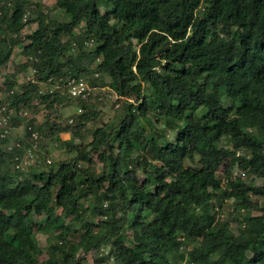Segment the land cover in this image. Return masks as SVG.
<instances>
[{
	"label": "trees",
	"instance_id": "obj_1",
	"mask_svg": "<svg viewBox=\"0 0 264 264\" xmlns=\"http://www.w3.org/2000/svg\"><path fill=\"white\" fill-rule=\"evenodd\" d=\"M106 1L102 12L98 0H57L62 22L38 4L31 11L30 0H0V71L16 48L37 70L21 86L7 79L0 104L37 100L50 113L69 98L66 81L89 74L131 99L57 168H17L22 152L0 136V264H39L37 233L51 230L61 233L40 264H86L81 252L106 248L113 264H264L260 219L242 214L235 233L221 212L226 201L242 212L264 199V184L242 174L264 180V0ZM55 83L52 93L42 88ZM81 105L75 126L32 125L40 136H78L100 115ZM149 117L162 124V144L141 124ZM92 153L100 173L81 165L94 164Z\"/></svg>",
	"mask_w": 264,
	"mask_h": 264
},
{
	"label": "rangeland",
	"instance_id": "obj_2",
	"mask_svg": "<svg viewBox=\"0 0 264 264\" xmlns=\"http://www.w3.org/2000/svg\"><path fill=\"white\" fill-rule=\"evenodd\" d=\"M57 0H30V9L36 10L37 4L41 6L43 10L47 12L50 19L57 20V21H69V19L65 16V14L56 7ZM100 9L102 12H106L111 7L107 3L106 0H98ZM33 13V12H32ZM29 17L33 15L30 13L28 14ZM37 28V24H30L23 32L22 36L31 33ZM75 34L78 36H82L83 30L82 28H78L75 31ZM27 63V56L23 52V48H16L14 54L10 62L0 71V102L4 101L7 98V92L5 91V82L7 79L15 80L18 84L24 85L25 80L28 76L32 73V68L28 66V68H24V64ZM90 77L96 78V87H94V92L92 96L83 101L84 104L93 110L94 112L99 113V117L92 121L88 127L79 133L78 136H74V134L70 132H63L57 135H50L47 133L41 134L39 149L33 153L34 160H36L35 164L39 166L47 165V161L50 160L52 163V167L57 168V164L63 161H69L73 159L77 152H73L70 148L74 146H85L86 144L90 143L93 138V133L97 128L104 126L113 121H118L117 119L121 117L123 114V110L127 100L131 99H121L118 97L113 90L110 88L111 79L107 76L100 75L98 78L96 76H89L85 77L86 80L90 83ZM49 85H43V89H47ZM50 88V87H49ZM35 102V101H34ZM228 105L227 102H225ZM30 111L34 116L35 125L40 127L48 120L50 122H55V124H60L62 127H66L70 124V121L73 120V125L77 124L78 116L83 112V108L81 105V100L77 99H67L63 105L56 107V109L52 110V112L48 113L49 108L42 107L39 108L37 106L31 105ZM18 123L13 131L12 137L10 138L11 144L16 143L18 141L23 142L24 147L26 148V136H25V129H24V122H20L19 120L16 122ZM142 126L147 130L148 137H155L159 143H163V131H162V124L158 123L155 118L149 117L147 119L141 120ZM174 135L172 133H168L166 138L172 139ZM65 142V143H64ZM70 142V143H69ZM69 143V144H68ZM139 154V153H138ZM137 153L135 156L138 155ZM92 157L94 159V164L89 165L85 162L81 163L82 167L85 169H89L95 173H100L103 170V165L98 161V154L92 153ZM31 159V158H29ZM27 160L24 159L22 162V168L27 169L26 162ZM32 163V160H31ZM41 163V164H40ZM30 165V164H29ZM28 165V166H29ZM51 167L44 168L45 170H49ZM23 169V170H24ZM28 170V169H27ZM240 174V171H237ZM244 178L247 182H251L256 186H261L264 184V180L254 178L249 174L242 173ZM218 177L222 178V172L218 173ZM258 205L250 210L246 211H236L235 208V201L230 200L226 201L223 205H221V212H222V220L223 222H229L231 224V230L237 233L238 222L235 221L236 218H240L242 214H250L254 217L259 218L258 221L259 225L264 224V199L253 198ZM61 210H57L56 214H61ZM44 217L36 218V220L41 221ZM69 219H66L64 224L69 225ZM75 228H81L80 225H76ZM61 233V230H51L46 235H42L37 233V240L38 245L41 250L39 257V264L42 263L44 260L50 257V250L52 243L57 242L56 235ZM131 233H129L130 235ZM128 244L132 246V241H128ZM109 249H104L99 253H89L84 254L81 252L79 255L84 258L86 264H94L96 260L100 258H105L108 255ZM106 262V263H105ZM104 264H113L111 259L105 258Z\"/></svg>",
	"mask_w": 264,
	"mask_h": 264
},
{
	"label": "built area",
	"instance_id": "obj_3",
	"mask_svg": "<svg viewBox=\"0 0 264 264\" xmlns=\"http://www.w3.org/2000/svg\"><path fill=\"white\" fill-rule=\"evenodd\" d=\"M84 45L87 48L94 47L93 41H86ZM36 73L37 70L32 69L31 75L28 76L25 80L26 83L32 80L35 81ZM49 87L47 89L49 90V92L52 93L58 88V84H50ZM65 87L67 89V95L69 96V98L81 101L88 100L94 92V87H92L84 77L69 78L66 81ZM17 92H19V88L11 90L8 95L13 96ZM31 105L39 106V101L36 100L35 102H32ZM17 118L24 120V129H27L29 133V138H26L27 142L29 143V146L25 148L23 142L18 141L16 143L9 144L8 150L21 151V156L18 155L16 157V162H18L17 168L23 170L24 168L21 167L22 162L24 161V159H26L27 161L25 163L27 165V169H29V167L37 165L35 164L36 160L33 159V153H35L39 149L41 139L40 132L35 126L32 125V120H34V116L32 115L29 107L21 105V108L17 110L16 108L11 107L9 103L0 104V136L2 139H10L12 137L13 131L15 129L13 126L14 119ZM70 123H73V120H71ZM27 131L25 133H27ZM46 163L51 164V161L48 160Z\"/></svg>",
	"mask_w": 264,
	"mask_h": 264
}]
</instances>
